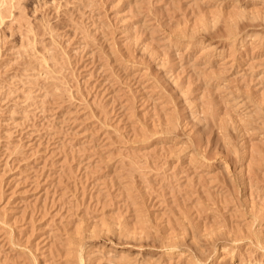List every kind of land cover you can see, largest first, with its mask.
I'll return each mask as SVG.
<instances>
[{"label": "rangeland", "instance_id": "1", "mask_svg": "<svg viewBox=\"0 0 264 264\" xmlns=\"http://www.w3.org/2000/svg\"><path fill=\"white\" fill-rule=\"evenodd\" d=\"M0 6V264H264V0Z\"/></svg>", "mask_w": 264, "mask_h": 264}, {"label": "bare ground", "instance_id": "2", "mask_svg": "<svg viewBox=\"0 0 264 264\" xmlns=\"http://www.w3.org/2000/svg\"><path fill=\"white\" fill-rule=\"evenodd\" d=\"M6 2H7V1H6ZM12 4H13V3H12ZM18 4H19V3H18ZM17 6H18V5H17ZM0 7H1V6H0ZM13 10H14V9H13ZM1 12H2V11H1ZM1 12H0V14H1ZM24 13H25V12H24ZM255 13H257V12H255ZM3 14H4V13H3ZM15 14H16V13H15ZM19 14H20V13H19ZM4 15H6V13H5ZM21 15H22V14H21ZM242 16H243V15H242ZM245 16H246V15H245ZM262 16H263V15H262ZM19 17H20V16H19ZM23 17H25V15H24ZM1 18H2V17H0V19H1ZM23 19H24V18H23ZM1 20H2V19H1ZM3 20H4V19H3ZM242 20H243V19H242ZM255 20H256V19H255ZM262 20L264 21L263 18H262ZM30 21H31V20H30ZM22 22H23V21H22ZM25 22H26V21H25ZM249 22H250V21H249ZM249 22H248V23H249ZM26 23H27V22H26ZM258 23H259V22H258ZM27 25H28V24H27ZM49 25H50V24H49ZM256 25L258 26V24H256ZM260 25H261V24H260ZM263 25H264V23H263ZM43 27H44V26H43ZM253 27H254V26H253ZM22 28H23V27H22ZM24 28H25V27H24ZM28 28H29V27H28ZM30 28H32V27H30ZM49 28H50V27H49ZM256 28H257V27H256ZM25 29H26V28H25ZM240 30H241V29H240ZM258 30H259V29H258ZM245 31H246V30H245ZM36 32H38V31H36ZM250 32H251V31H250ZM26 33H27V32H26ZM50 34H51V33H50ZM34 35H35V34H34ZM252 35H253V34H252ZM262 36H263V35H262ZM248 38H249V37H248ZM245 39H246V38H245ZM191 40H192V39H191ZM202 40H203V39H202ZM28 41H29V40H28ZM261 43H262V42H261ZM28 44H29V43H28ZM38 48H39V47H38ZM41 48H42V47H41ZM43 48H44V47H43ZM48 48H49V47H48ZM48 48H47V50H48ZM222 48H223V47H222ZM40 50H41V49H40ZM204 50H205V49H204ZM28 51L30 52V50H28ZM35 51H36V50H35ZM36 52H37V51H36ZM51 52H52V51H51ZM30 53H31V52H30ZM43 54H44V53H43ZM48 54H49V53H48ZM25 55H26V54H25ZM39 55H40V54H39ZM53 55H54V53H53ZM43 56H44V55H43ZM37 57H38V56H37ZM52 57H53V56H52ZM50 58H51V57H50ZM47 59H48V58H47ZM43 60H44V59H43ZM30 61H31V60H30ZM44 61H45V60H44ZM50 61H51V60H50ZM39 62H40V60H39ZM42 62H43V61H42ZM44 63H45V62H44ZM52 63H53V62H52ZM42 64H43V63H42ZM46 66H47V65H46ZM50 66H51V65H50ZM47 69H50V68H47ZM42 70H43V69H42ZM45 70H46V69H45ZM45 70H44V71H45ZM49 72H50V71H49ZM54 73H55V72H54ZM54 73H53V74H54ZM51 75H52V74H51ZM55 75H56V74H55ZM50 81H51V80H50ZM50 85H51V84H50ZM56 88H57V87H56ZM243 103H244V102H243ZM243 103H242V104H243ZM257 103H258V102H257ZM257 103H256V104H257ZM255 106H256V105H255ZM261 106H262V104H261ZM257 107H258V106H257ZM257 109H258V108H257ZM253 110H254V109H253ZM261 110H262V109L259 108V111L257 110L258 112H256V109H255V111H254V112L257 113V117H254V118H257V120H258V122H257V123H258V127H259V125H260V127L262 126V128H260V130L264 128V127H263V126H264V113H261ZM249 111H250V110H249ZM263 112H264V111H263ZM253 116H254V113H253ZM255 124H256V122H255ZM173 128H174V127H173ZM263 130H264V129H263ZM263 130H262V131H263ZM171 131H173V130H171ZM256 131H258V128H257ZM260 132H261V131H260ZM261 137H262V136H261ZM261 151H262V150H261ZM263 154H264V152H263ZM260 156H261V155H260ZM226 163H227V162H226ZM261 164H262V163H261ZM225 165H226V164H225ZM227 166H228V165H227ZM262 228H263V227H262ZM256 239H259V238H256ZM258 242H260V241H258ZM179 243H181V242H179ZM174 244H175V243H174ZM178 245H179V244H178ZM181 245H182V244H181ZM181 245H179V246H181ZM81 246H82V245H81ZM171 246H172V244H170V247H171ZM80 248H81V247H80ZM175 248H177L176 245H175ZM262 248H263V247H262ZM80 251H81V250H80ZM197 253H198V252H197ZM197 253L195 252L196 255H197ZM198 255H200V257H201V256L204 257L206 254H205V255L198 254ZM191 256H192V255H191ZM207 256H208V255H207ZM121 257H122V256H121ZM194 257H195V256H194ZM205 257H206V256H205ZM208 257H209V256H208ZM208 257H207V258H208ZM197 258H199V257L197 256ZM201 258H202V257H201ZM201 258H200V259H201ZM207 258H206V259H207ZM200 259H199V260H200ZM203 259H204V258H203ZM206 259H205V260H206ZM208 259H209V258H208ZM208 259H207V261H208ZM114 260H115V259H114ZM194 260H195V258H194ZM205 260H203V261L205 262ZM111 261H112V259H111ZM118 261H119V260H118ZM200 261H201V260H200ZM115 262H116V260H115ZM115 262H114V263H115ZM195 262H197V261H195ZM201 263H202V262H201ZM198 264H199V261H198ZM205 264H206V262H205Z\"/></svg>", "mask_w": 264, "mask_h": 264}]
</instances>
